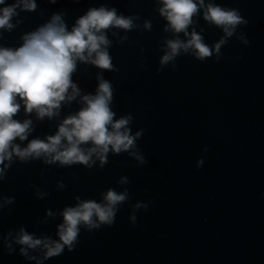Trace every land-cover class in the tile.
Masks as SVG:
<instances>
[{
  "label": "water",
  "instance_id": "water-1",
  "mask_svg": "<svg viewBox=\"0 0 264 264\" xmlns=\"http://www.w3.org/2000/svg\"><path fill=\"white\" fill-rule=\"evenodd\" d=\"M15 2L4 0L0 7ZM204 3L236 9L242 22L226 35L198 8L187 33L200 34L211 54L201 59L190 47L167 62L161 57L168 41L190 36L168 26L161 0L17 5L13 26L0 27V47H19L26 33L54 14L71 30L91 7L115 8L133 23L104 30L110 68L77 60L71 80L79 92L51 116L25 111L18 97L13 118L31 120V130L14 143L24 147L55 134L101 79L112 88L113 119L128 117L135 141L127 150L110 149L103 163L95 155L90 164H66L15 153L0 161V264H264V0ZM108 189L126 197L113 222L82 223L71 248L45 257L42 245L17 240L21 229L59 240L65 207L103 202Z\"/></svg>",
  "mask_w": 264,
  "mask_h": 264
},
{
  "label": "clouds",
  "instance_id": "clouds-1",
  "mask_svg": "<svg viewBox=\"0 0 264 264\" xmlns=\"http://www.w3.org/2000/svg\"><path fill=\"white\" fill-rule=\"evenodd\" d=\"M3 4L4 0H0V5ZM17 5L27 9L36 7L35 0H16L0 7V27L13 26L11 17ZM198 8H204L205 19L221 26L226 35H231L235 26L242 22L236 9L213 3L205 5L204 0H161L159 11L167 19L168 26L174 32L184 31L190 36L187 41L169 40V51L161 57L162 62L172 59L179 50L190 47L201 59L211 54L212 50L203 43L200 34L194 31L187 33V26ZM132 23L130 17L118 15L115 8L91 7L77 18L71 30L59 14H54L49 22L26 33L19 47H0V161L10 160L15 153L22 159L44 154L66 164H90L95 155L103 163L110 149L120 152L134 145L135 137L127 127L129 118L113 119L115 113L110 107L112 88L103 79L94 94L82 97L83 106L64 118L56 133L45 140L34 138L24 147L14 143L17 137L21 140L27 137L31 120L13 118L21 106L18 97L22 99L25 111L35 110L40 117L51 116L61 101L72 99L79 92L71 80L77 60L110 68L111 57L105 47L109 40L104 30L110 26L127 29ZM223 42L221 39L215 49L218 50ZM69 88L72 89L70 93ZM89 142L90 146H85ZM125 198L124 193L108 189L103 194V202L89 199L65 207L63 222L58 226L59 240L34 237L23 229L17 240L33 248L42 245L45 257L60 254L65 245L73 246L82 223L89 227L98 226L99 222L112 223L118 202Z\"/></svg>",
  "mask_w": 264,
  "mask_h": 264
}]
</instances>
